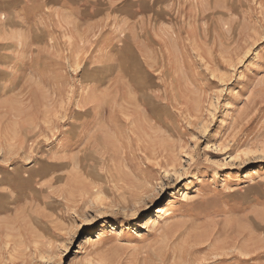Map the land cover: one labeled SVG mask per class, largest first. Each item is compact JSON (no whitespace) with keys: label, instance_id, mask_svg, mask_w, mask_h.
<instances>
[{"label":"rangeland","instance_id":"obj_1","mask_svg":"<svg viewBox=\"0 0 264 264\" xmlns=\"http://www.w3.org/2000/svg\"><path fill=\"white\" fill-rule=\"evenodd\" d=\"M49 1L0 0V264H264V0Z\"/></svg>","mask_w":264,"mask_h":264},{"label":"crops","instance_id":"obj_2","mask_svg":"<svg viewBox=\"0 0 264 264\" xmlns=\"http://www.w3.org/2000/svg\"><path fill=\"white\" fill-rule=\"evenodd\" d=\"M54 0H50L49 4H52ZM89 2V0H82L81 3Z\"/></svg>","mask_w":264,"mask_h":264},{"label":"bare ground","instance_id":"obj_3","mask_svg":"<svg viewBox=\"0 0 264 264\" xmlns=\"http://www.w3.org/2000/svg\"><path fill=\"white\" fill-rule=\"evenodd\" d=\"M154 223V220L152 218H150V221L148 222V226L152 225Z\"/></svg>","mask_w":264,"mask_h":264}]
</instances>
